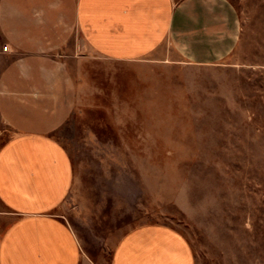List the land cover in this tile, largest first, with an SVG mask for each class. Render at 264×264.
Listing matches in <instances>:
<instances>
[{"label":"rangeland","instance_id":"obj_1","mask_svg":"<svg viewBox=\"0 0 264 264\" xmlns=\"http://www.w3.org/2000/svg\"><path fill=\"white\" fill-rule=\"evenodd\" d=\"M228 1L223 60L84 63L54 134L73 168L57 211L101 264L148 223L180 232L196 264H264V0Z\"/></svg>","mask_w":264,"mask_h":264},{"label":"crops","instance_id":"obj_2","mask_svg":"<svg viewBox=\"0 0 264 264\" xmlns=\"http://www.w3.org/2000/svg\"><path fill=\"white\" fill-rule=\"evenodd\" d=\"M237 38L228 0H0V264H101L57 211L73 168L54 134L74 110L85 62L168 53L206 64ZM108 264L196 262L180 232L148 223L120 237Z\"/></svg>","mask_w":264,"mask_h":264}]
</instances>
